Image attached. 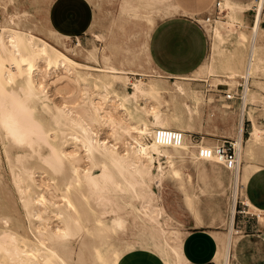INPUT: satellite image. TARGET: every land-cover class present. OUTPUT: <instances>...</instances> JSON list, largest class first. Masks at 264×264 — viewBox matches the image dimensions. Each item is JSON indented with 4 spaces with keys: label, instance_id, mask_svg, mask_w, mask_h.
<instances>
[{
    "label": "bare ground",
    "instance_id": "6f19581e",
    "mask_svg": "<svg viewBox=\"0 0 264 264\" xmlns=\"http://www.w3.org/2000/svg\"><path fill=\"white\" fill-rule=\"evenodd\" d=\"M251 1L222 0V19L213 15L215 4L204 18L176 0H122L126 20L150 25L142 60L125 67L104 51L100 56L98 46L83 49L78 36L69 47L71 35L52 22L57 0L49 3L46 37L13 15V24L3 21L1 13L9 7L0 0V142L6 159L0 149V177L8 167L18 210L15 215L7 204L0 207V264H118L135 248L155 253L165 264H191L183 249L190 230H181L184 223L168 210L164 187L169 179L181 182L185 167L200 171L204 161L222 164L214 137L233 138L238 152L237 167L230 170V230L213 232L219 245L214 261L223 257L232 264L242 240L235 227L239 196L252 211L264 212L243 190L264 167V127L253 122L259 111L253 104L258 100L264 107L258 87L264 75V0L256 1L249 22ZM177 14L195 16L211 48L196 70L169 76L155 65L149 41L159 20ZM239 78L246 82L239 113L225 99L220 102L214 88L206 93L194 86L195 80L212 87L239 85ZM51 83L63 98L69 96L53 99ZM74 95L79 101L73 105ZM245 120L251 122L247 137ZM105 126L112 139L101 135ZM159 129L184 135L166 143L157 138ZM195 134L202 140H193ZM202 148L210 155L201 156ZM200 199L197 192L190 198L194 212Z\"/></svg>",
    "mask_w": 264,
    "mask_h": 264
},
{
    "label": "rangeland",
    "instance_id": "374dc122",
    "mask_svg": "<svg viewBox=\"0 0 264 264\" xmlns=\"http://www.w3.org/2000/svg\"><path fill=\"white\" fill-rule=\"evenodd\" d=\"M50 1L51 0H5L9 8L8 10H4L1 13L2 15L1 19L7 23L10 21L11 16L13 15V17L15 16L14 19L16 21H19L24 28H30L36 33L46 37L47 26H48L47 15H49V11H50L49 8ZM121 1L122 0H90V2L88 3L90 10L92 11V18H91L92 24L87 30L80 31L77 34H71L72 38L65 41L66 44L69 47L75 46L78 43V38H77L78 36L79 39L81 40L83 49H90L93 48L94 46H98L100 51V56L102 54V51H104L105 53L111 56L113 63L118 66L131 67L134 66V62L141 61L143 58L142 48L145 39L147 37V32L149 30L150 25L145 21L135 23L126 20L120 12L119 4ZM221 1L222 0L215 1L214 4L216 6L213 15L217 18L226 19V14L220 11ZM256 1L257 0L251 1L252 5L250 8V12L253 15L257 8ZM15 13L17 14V16L15 15ZM210 15L211 14L206 11L201 16L204 18H208ZM10 23L12 22L10 21ZM95 33L99 35L98 37L99 39L97 38V35ZM208 37H209V50H210L211 37L210 36ZM135 56L137 58H135ZM80 59L85 60L82 57ZM130 76L132 80H134L137 77V75L135 76L133 74H130ZM168 79L171 83H173L174 80L173 77H169ZM238 80L240 81V84L244 82L243 78H239ZM261 80L263 81L262 83L263 87L259 85L258 87L259 90L264 93V75H261ZM195 82L197 83H195L194 86H196L198 89L206 91V93L210 92L208 91V89L210 90V88L211 89L214 88L215 92L217 93L216 95L217 99L220 102H222V100L225 99L226 100L224 101L225 106L228 107L231 106L237 111V113L240 112L243 101L239 99V94L243 93V91H241L242 86L240 84L239 85L219 84V86L217 87L215 86L212 87L208 85L206 81L195 80ZM129 87L131 86L129 85ZM48 89L51 97L57 101H63L65 97L69 96L68 94H64L65 96L63 98V94H58L57 90L55 89L54 83L53 84L51 83V85L48 86ZM233 90L235 91L237 98L227 99L225 97L226 93L227 92L234 93ZM70 99L72 100L73 105L78 103L79 101L77 95L72 96ZM249 105H247V107ZM253 106L259 109V111L256 113L257 115L256 118L258 119V123L264 124V107L262 106L261 102H258L257 100V102L253 104ZM250 123H251L250 121L245 120V130H246L244 131L245 137L249 135V129L251 126ZM109 130H110L109 127L105 126L102 130H100L101 135L103 137L109 138L108 137ZM201 135L202 134H195L193 140L195 141L202 140L203 135L202 136ZM109 139L112 138L110 137ZM223 139L225 138L214 137L213 142H218L219 144L220 142H222ZM227 139H231V138H227ZM118 145H121L120 148H123L122 143H119ZM0 149L2 156L4 155L3 156L4 159L5 153L3 152L4 148L1 142H0ZM4 160L6 162V159ZM184 172H185L184 173L185 180L183 183L172 181L171 179H169L165 182V187H164V192H165L164 196L166 201L170 203V207L173 206L176 208V216L184 223L181 230L183 231L191 230L194 225L193 212L191 211V209H189L186 206L184 200L185 191L187 190L192 194L197 192L201 196L200 207L202 208L204 219L207 222H210V225L217 226L218 230H221L222 232H224V234H228L230 230L229 223L232 213L231 206L234 195V188H233L234 180H233L232 171L225 168V166L222 164H218L213 161H204L200 171L197 170L194 165H191L189 167H185ZM0 193H1L0 207L7 204L6 207L10 206V211H12V213L15 214V211L18 210L14 207L16 206L15 205L16 197L12 187L11 176L9 175L8 167H6V171H4L3 176L0 177ZM241 199L243 200L242 195L239 196L237 202L238 209L235 216V227L238 228L239 230H240L239 225H242L240 219L244 218L245 217L244 215H247L246 218H251V220H253V226L256 224V219H258V215L253 214L254 211L249 209V207L245 205ZM240 234L243 233L240 232ZM259 243L260 241H258V244ZM233 258L234 257L231 256L232 264H234L237 261L236 259H238V258H234L233 260ZM219 261L221 262V264H224L223 257L221 258V260L215 261L211 264H220Z\"/></svg>",
    "mask_w": 264,
    "mask_h": 264
},
{
    "label": "crops",
    "instance_id": "0c3cea01",
    "mask_svg": "<svg viewBox=\"0 0 264 264\" xmlns=\"http://www.w3.org/2000/svg\"><path fill=\"white\" fill-rule=\"evenodd\" d=\"M176 1L188 12L197 16L205 13L216 0ZM237 1L242 2L244 0ZM49 16L51 17V10ZM195 16L177 14L170 18L161 19L156 23L149 41L151 45L150 54L155 65L164 74L176 76L191 73V71L200 67L207 58L209 53L208 34ZM91 18L92 11L89 3L85 0H57L52 10V22L55 27L69 35L87 30L92 21ZM252 19L253 14L250 12L248 21L252 22ZM256 113L253 122L260 127H264V124L258 123ZM261 170L250 177L243 190L249 200L258 209L264 211V167ZM184 180L183 178L181 183ZM193 194L186 190L184 200L186 206L193 212L194 222H198V224L193 225V228L184 239V253L191 264H211L215 262L214 257L219 247L213 232L221 230H218L217 226L210 225V222L204 219L200 201L196 205L195 212L193 211L189 203ZM165 203L168 210L178 219L176 208L170 207V203L166 199ZM253 214L258 215L254 226L253 220L246 218L247 215L240 219L242 225H239V231L243 234L237 251L238 259L234 264H264V229H262L264 228V212L256 213L254 211ZM258 241H260L259 244ZM155 255V253L153 254L144 248H135L124 254L118 264H130L129 262L131 264H165L162 258ZM133 258L137 260H133Z\"/></svg>",
    "mask_w": 264,
    "mask_h": 264
},
{
    "label": "built area",
    "instance_id": "2783aa9c",
    "mask_svg": "<svg viewBox=\"0 0 264 264\" xmlns=\"http://www.w3.org/2000/svg\"><path fill=\"white\" fill-rule=\"evenodd\" d=\"M264 15V9H263ZM244 82L240 85L242 86V91L245 88V79L243 78ZM225 97L227 99H236V93L227 92ZM243 93L239 94V99L243 100ZM183 131L178 129H159L157 131V138L166 143H178L183 138ZM201 156L207 157L210 155V151L207 149L200 150ZM215 153L221 157L222 165H224L227 169L233 170L237 167L238 164V152L236 149L235 141L233 139H223L216 148Z\"/></svg>",
    "mask_w": 264,
    "mask_h": 264
}]
</instances>
